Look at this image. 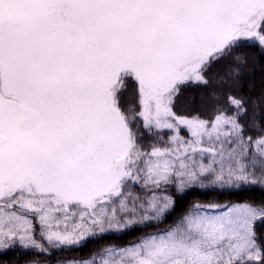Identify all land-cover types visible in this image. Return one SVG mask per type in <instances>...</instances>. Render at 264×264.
I'll list each match as a JSON object with an SVG mask.
<instances>
[{
	"label": "snow or ice",
	"instance_id": "snow-or-ice-1",
	"mask_svg": "<svg viewBox=\"0 0 264 264\" xmlns=\"http://www.w3.org/2000/svg\"><path fill=\"white\" fill-rule=\"evenodd\" d=\"M0 264H264V0H0Z\"/></svg>",
	"mask_w": 264,
	"mask_h": 264
},
{
	"label": "trees",
	"instance_id": "trees-1",
	"mask_svg": "<svg viewBox=\"0 0 264 264\" xmlns=\"http://www.w3.org/2000/svg\"><path fill=\"white\" fill-rule=\"evenodd\" d=\"M256 80H257V82L259 81V74H257ZM191 95H192L191 92L186 93L187 97H190ZM188 199L189 200L199 199V200H202V201H208V200L213 199V197L212 196H189ZM217 199H219L222 202L225 199V197H218ZM258 199H259V197L257 196V200ZM37 231H38V229H37ZM137 234L138 233H129L128 235L121 237V239L122 240H128V239H131L133 235H137ZM81 251H83V250H81ZM72 254L73 253H71V252L67 253V255H69V256H71ZM41 259H43V258H41Z\"/></svg>",
	"mask_w": 264,
	"mask_h": 264
}]
</instances>
